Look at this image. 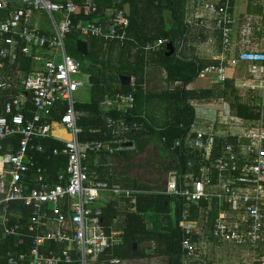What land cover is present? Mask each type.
<instances>
[{
	"label": "built area",
	"instance_id": "built-area-1",
	"mask_svg": "<svg viewBox=\"0 0 264 264\" xmlns=\"http://www.w3.org/2000/svg\"><path fill=\"white\" fill-rule=\"evenodd\" d=\"M123 1L115 0L116 6ZM257 1L264 9V0ZM235 2L187 0L186 30L175 55L182 58V47L192 31L190 11L194 10L202 15L200 18L205 17L201 25L221 33L218 63L200 68L198 76H214L224 83L229 78L228 68L247 64L248 76L240 86L264 90V50H237L233 40ZM82 8L89 14L98 11L94 0L82 4L77 0H0V10L9 13L6 18L0 17V89L13 93L0 114V229L4 236L32 234L29 250L8 253L9 264L124 263L114 255L124 231L108 230L103 224L106 203L102 197L108 194L134 200L141 191L102 180L88 158L104 150L134 149L136 143L130 144L126 135L143 124L130 125L125 117L134 108V90L119 92L103 102L107 108L124 114L109 119L113 136L105 141L81 138L85 130L78 122L74 95L89 85V76L85 78L83 63L67 52L66 37L76 29L85 37L124 44L130 40L131 20L119 6L106 19L78 18ZM35 12L48 15L54 27L52 33L32 24ZM210 41L214 43L213 38ZM166 43V39H158L140 46L147 53L159 52ZM20 52L33 61L28 72L14 66ZM62 103L67 106L63 113ZM192 106L196 112L214 108L215 113L200 121L201 126L196 120L185 135L173 142L171 151L187 160L169 171L160 191L183 200L186 206L180 223L186 234L182 262L204 264L205 249L213 243L240 251L241 264H264V108L259 120H251L233 112L225 101L193 102ZM26 111L33 113L32 119L26 118ZM54 112L60 113L61 119L56 120ZM55 121L70 138L62 140L64 146L54 148L53 154L67 155L68 163L57 181L49 184L33 152L45 151L41 140L59 138L53 133ZM15 136H20L19 147L5 151L4 143ZM213 204L218 214L210 238L200 227L205 226V211ZM195 207L200 210V220L190 219Z\"/></svg>",
	"mask_w": 264,
	"mask_h": 264
},
{
	"label": "trees",
	"instance_id": "trees-1",
	"mask_svg": "<svg viewBox=\"0 0 264 264\" xmlns=\"http://www.w3.org/2000/svg\"><path fill=\"white\" fill-rule=\"evenodd\" d=\"M80 4L84 0H77ZM97 4L98 11L94 14L86 13L82 8L77 16L78 18L87 19H103L106 17L108 10H114L115 7H123L125 2L116 6L115 0H94ZM127 1V0H124ZM130 1V0H129ZM151 5H155L158 12H164L165 9L171 12L172 25L164 27L156 35H151L142 39L138 37L142 44L153 42L157 39L169 40L164 45V49L159 53L162 64L167 71V82L175 85L176 81L189 83L196 78L200 67L195 61H186L176 57L175 53L167 56V46L169 43L172 49L176 48V44L184 36L186 25L184 23V5L185 0H144ZM129 16V15H128ZM131 26L134 22L132 16ZM78 19H75L77 21ZM131 29V28H129ZM130 30H128L129 32ZM87 39L91 47L88 56H84L77 50V41L79 39ZM93 39H100V44L95 47ZM131 40V39H130ZM105 41L102 38L85 37L78 30L73 29L66 37L67 52L76 57L83 63L86 73H90L100 79L98 83L91 85V99L85 103H76V108L79 111L88 112V115L80 117L79 124L84 127L82 139H104L103 131H108L107 123L101 111V103L107 96L114 97L117 93H127L134 90L135 105L127 117L129 120H139L143 125L139 131L134 132V140L136 147L121 152H108L106 161L109 162L110 168H113L114 177H108L110 169L101 167L105 170L107 180L111 182V178L120 177L117 182H122L123 186L130 187L135 191H141L136 194L134 203L135 210L127 211L124 228V242L116 245L114 255L122 260H139L148 257L158 256L163 258V264H183L184 250L182 241L186 236L185 231L180 225L183 212L186 206L183 200H179L164 194L160 191L166 184L167 175L170 170L177 166H183L187 158L180 157L177 152L171 151L173 142L185 135L190 125L195 119V109L190 104L191 100L210 102L214 99L227 98V95L234 94V100L231 103L232 109L241 117L259 120L263 107V94L254 98L251 101H243L239 94L238 88L231 80H226L223 88L203 89V90H188L179 85L176 89H168L162 91L156 96L149 93H144L142 85L146 82L145 71L147 64V55L144 50L137 51L136 59L132 63L123 62L121 67L117 68L118 74L126 73L135 76V86L140 85V93L138 89L131 85H125L117 75L111 71H106L107 62L101 56L104 51ZM130 43L126 41L125 44ZM132 43V42H131ZM26 62V66L22 62L23 67L28 70L32 68V59L30 57L21 56ZM90 61V66L85 65ZM124 66V67H123ZM123 67V69H122ZM230 89V92H229ZM13 93L8 89H0V114L4 112L5 103L11 98ZM156 98L164 106L162 112L166 116V120H158L159 105L151 108V104L156 102ZM140 99V102H139ZM159 102H157L159 104ZM140 104V105H139ZM155 104V103H154ZM66 103H62L63 113L66 109ZM140 107V113L139 112ZM33 108V107H31ZM161 112V114H162ZM140 114V117L134 114ZM114 116H123L119 110H112L109 113ZM146 114L149 121L143 119L142 115ZM27 119L33 118L31 111L25 112ZM56 120L61 119V114L54 112ZM125 115V117H126ZM55 121L54 124H57ZM110 135V134H109ZM19 147L20 136H15L9 139ZM35 143L38 140L34 138ZM45 145V151L37 152L35 162L42 166L48 167L52 172H56L63 165H67L68 157L65 154L54 155L53 149L63 147L62 141L56 140L53 137L41 140ZM36 152V151H35ZM34 153V152H33ZM179 157V158H178ZM101 170V172H102ZM153 172H157L154 176ZM103 174V173H102ZM103 177V176H102ZM105 179V178H104ZM113 180V179H112ZM24 209V208H23ZM28 211V210H26ZM195 212V208H192ZM173 213V219L166 225L161 221V217L170 216ZM119 214L116 199L109 201L107 207L102 211L103 223L110 226L115 217ZM213 218V217H212ZM210 217L209 222L211 223ZM166 219H169L166 217ZM15 220V219H14ZM147 220H152L153 227L148 226ZM205 230V228H204ZM212 226L207 228V235L211 238ZM198 236V235H197ZM31 239L22 236H4L0 229V264H9L7 254L9 251H27L31 247ZM152 245V247H150ZM151 250L153 252H151ZM206 264H215L213 260L207 261Z\"/></svg>",
	"mask_w": 264,
	"mask_h": 264
},
{
	"label": "crops",
	"instance_id": "crops-1",
	"mask_svg": "<svg viewBox=\"0 0 264 264\" xmlns=\"http://www.w3.org/2000/svg\"><path fill=\"white\" fill-rule=\"evenodd\" d=\"M123 2H125V4L123 3L124 4L123 8L126 10L129 17L132 16V18L134 19L132 26L130 25L131 29H129L130 30L129 36H130L131 40H128V41H130V43L125 44L126 43L125 42L124 44H121L117 41L106 42L105 46H104V51L101 54V56L104 58V61L107 62V67L105 68L106 71H108V72L111 71L114 75H117L120 80H121V77L123 75H128V74H126V73L118 74V71H116L117 68L121 67L122 63L123 62L125 63V61H127L128 63L134 62V60L136 59L137 51L139 49L143 50L140 46V44H142V42L140 41L139 38L142 37V39H144V38L149 37L151 35H156L161 29H163L166 26L170 27L173 23L172 18H171V12L169 10L165 9L164 12L160 13V12H158L159 10L157 9V7L155 5H151L148 1H144V0H130L129 1V0H127V1H123ZM186 5H187V0H185L184 11L186 9ZM263 10L264 9H263L262 4L260 2H258L257 0H236L235 5H234V9H233L234 16H235L233 40H234V43L236 44L237 50H246V49L257 50V51H263L264 50V11ZM112 13H113V10H108L106 12V17H104L103 19H106L107 17H109ZM42 14H43L42 12H35L31 18L32 24L42 31L52 33L54 31V27H53V24H52L50 18L48 17L49 21L51 22V26L50 27H49V25L45 26L43 24L44 21L41 18ZM39 15H40V17H39ZM199 16L201 17L202 15L199 13H196V11H194V10L190 11L192 31H191V34L185 39V44L181 50L182 58H180V59L186 60V61H195L196 63H198L199 67L202 68V67L208 66L210 64L218 63V53H219V51H221V47H220L221 33H220V31L209 29L206 26L201 25L199 22L201 20H205V17L200 18ZM249 24L251 25V27H248ZM211 38L214 39V43H212L210 41ZM85 40H87V39H85ZM181 40H179L178 43L176 44L177 49L180 45ZM17 41H19V40L17 39ZM168 41L169 40H167V43H168ZM87 42H88V40H87ZM93 42L95 44V47H97V45H99L101 41H100V39H93ZM204 42L210 43L211 46H206L204 44ZM88 46L90 49L91 45L89 42H88ZM163 49H164V45L159 52L146 53V55H147V64H146V71H145L146 82L142 85V89H143V92L145 94L151 92L152 94L158 96V95H160V93L162 91H165L168 89L174 90L177 87H179V85L185 87L188 90H203V89H213L214 90L216 85L218 86V84L223 83V82H219L214 76H205V77L204 76H198V72H197L196 78L189 83L184 84V83H182V81H176L175 85H171V83L169 84L167 82L168 74H167L166 69L164 68V65L162 64V60H161V57L159 54ZM173 49H174V53H175L176 48H173ZM167 52H168V49H167ZM22 55L25 56L24 54H22L20 52L19 58H18V60L14 66L21 68L24 72H28L33 68V63H32V68L29 70L27 68L23 67L22 62L24 63L25 66H26V62L23 59L21 62V58H22L21 56ZM26 57H28V56H26ZM123 67H122V69H123ZM87 68H88V66H87ZM11 69H12V65L7 67V71H9ZM227 74L229 76V78H228L229 80L233 81L237 87L244 89L240 85H241L243 79L247 78V76H248V65L242 64V65H239L237 67H230V68H228ZM128 76H131L132 79L135 80V76H133V75H128ZM198 78H203V79H206L208 81H207V83L203 82V83L196 84V80ZM135 88H136V86H135ZM136 89H138V91L140 93V85H138ZM88 90L90 91L89 100H81V101H78L76 103H85V102L90 101V99H91V86L88 87ZM250 90H252V89H250ZM263 92H264V90L261 88L254 89V93L263 94ZM107 98H109V96H107L105 98V100ZM217 101L220 102V101H225V100L222 98L214 99L210 102L191 100L190 104L192 105L193 102L211 103V102H217ZM103 102L101 103V111L104 113L103 117L105 118V121L107 123V128L109 129V133H108V131H103V135L106 138L99 139V140L105 141L107 139H110L113 136L112 129L109 127V124H110L109 119H116V118H119L120 116L117 117V116L109 114V113H111L112 110H117V109H109V108H107L106 105L103 104ZM139 102H140V99H139ZM157 102H159L158 98H156V102H153L151 104V108L153 110L154 107H157L159 105V110L157 111L158 112L157 115L159 116L158 120L159 121L160 120H166L165 119L166 116H164V115H167V114H164L162 112V110H163L162 108H164V106L161 104V102H159V104ZM77 112L79 113V119H80V117L89 114L88 112L79 111L78 109H77ZM161 112H162V114H161ZM138 113H140V107H139ZM214 113H215L214 108H211V109L201 108L200 111L195 112V119L192 122V124L190 125V127L191 126L193 127V124L195 123L196 120L199 121V124H200L199 126H201L200 121L202 122L205 118L212 117L214 115ZM132 114H134V116H137L138 118L140 117V114H135V113H132ZM142 117L146 121L150 122V120H149L148 116H146V114H143ZM126 120L128 121V123L130 125H133L135 123H138L140 125L139 120H137V119L129 120L127 115H126ZM56 129L63 131L66 136L56 134L55 133ZM139 129H141V128H139ZM53 130H54L53 133L55 134V136H58L61 139L60 140L59 138H56L53 136L54 139H56V140L62 141V140L70 138V135L65 130H63V128L60 127V125L58 123L54 125ZM136 131H139V130L133 129L132 131H130L126 135V137L131 140L130 144L133 141L135 142L133 136H134V132H136ZM85 139H87V138H85ZM6 143H7V148H5V151H9L16 146V144L14 142H11L8 140L4 144H6ZM37 152L38 151L34 152L35 158H36ZM108 152H112V151L104 150V151H102L96 155L93 154V155L89 156L88 163L92 166L94 165L97 167L100 178L102 180L107 181L110 184H117L123 188L134 190L130 187L128 188L126 186H123L122 182L115 181V180H118L120 177L111 178V182L109 180H107V175L104 173L105 170H102L101 167L105 166L108 168V170L110 169L111 172L108 175V177H114L113 168H110L109 162L105 160ZM61 154H63V153H61ZM38 166H40V165H38ZM65 167H66V165L61 166L59 168V170L56 172H52L48 167H45V166L43 167L45 169V175L48 178L49 184H53L57 181L59 172L62 169H64ZM101 170H102V172H101ZM32 175H35V168H33V170H32ZM36 185H37V183H36ZM102 198H103V201L106 203L105 207H107L109 201H111L112 199H116L117 208L119 209L118 216L114 218L113 223L110 226H106L104 223L103 224L108 228V230L113 228L115 230L123 232L124 228H125L126 213H127V211L135 210L133 205L136 201L135 200L136 198H134V200H130V199L119 198L117 196L108 195V194H104ZM206 206H207V203L203 202L202 207L206 208ZM103 209H102V211H103ZM217 214H218V211L215 207V204H213V208L211 210L205 211V215L207 216V218H206L207 221H206L205 226L202 225L200 227V229L205 228V236L207 235L206 233H207L208 226L210 224H211V226H213V221H214L215 217L217 216ZM173 216H174L173 213H171L170 216L161 217V221L163 222L164 225H166V221H168L170 224L171 220L173 219ZM166 217L169 219H166ZM210 217L211 218L213 217L211 223L209 222ZM190 219L200 220V210L197 207H195V212H192V217ZM102 220H103V218H102ZM147 223H148V226L150 228H152L151 224L148 220H147ZM31 235L32 234L30 232H28L26 235H19V236H22L24 238L29 239V236H31ZM19 236H17V237H19ZM123 242H124V234H123L122 243ZM122 243H120V244H122ZM212 247L213 248L215 247V248H231L232 249V247H230V246L216 247L215 244H213V243L208 245L205 249L206 254L204 255V258H203L205 261L204 264L208 261L207 260V258L209 257L208 249L212 248ZM235 250H236L237 256H238L240 251L238 252L237 249H235ZM9 252H17V251H9ZM156 257L157 256L148 257L145 259H139L137 261H141V262H147L145 260L153 261ZM135 260H132V261H135ZM128 261H130V260H128ZM153 263L154 264H160L159 261L153 262ZM141 264H145V263H141ZM147 264H151V262H148Z\"/></svg>",
	"mask_w": 264,
	"mask_h": 264
},
{
	"label": "rangeland",
	"instance_id": "rangeland-1",
	"mask_svg": "<svg viewBox=\"0 0 264 264\" xmlns=\"http://www.w3.org/2000/svg\"><path fill=\"white\" fill-rule=\"evenodd\" d=\"M40 17V15H39ZM43 19V24L46 26V25H49V27L51 26V22L49 21V18H48V15L46 13H43L42 14V17ZM248 27H251V25L249 24ZM248 30V29H247ZM86 66H90V61H88V64L85 63ZM87 76H85V78L87 79L88 76H90L91 74L90 73H86ZM208 80L206 79H203V78H198L196 80V84H199V83H207ZM91 86V84L89 83L88 86H86L85 88H82L80 90H78L77 92H75V100L76 102L78 101H81V100H89L90 98V91L88 90V87ZM236 86V84H235ZM224 86L221 85V84H218V86L216 85V87L214 88V90L218 89V88H223ZM237 87V86H236ZM238 90H239V94L241 95L243 101H251V100H254V98H256V96L258 97L259 96V93H254V90H250V89H241L239 87H237ZM229 92H230V89H229ZM225 100V102L229 103L230 107L232 108L231 106V103L232 101L234 100V94H228L227 95V98H222ZM233 112H235L233 110ZM154 176L157 175V172H153ZM150 224H151V227H153V222L152 220H149ZM150 247H152V245H150ZM209 251V257L207 258L208 261L210 260H213L215 262V264H241V259H239V257L237 256V252L235 249H231V248H209L208 249ZM151 252H153L151 250ZM147 262H141V261H128L126 260L123 264H141V263H145L147 264L148 262H151V264H154L153 262H158L160 264H163L164 260L162 257H156L153 261L151 260H145Z\"/></svg>",
	"mask_w": 264,
	"mask_h": 264
},
{
	"label": "water",
	"instance_id": "water-1",
	"mask_svg": "<svg viewBox=\"0 0 264 264\" xmlns=\"http://www.w3.org/2000/svg\"><path fill=\"white\" fill-rule=\"evenodd\" d=\"M9 13L7 10H0V17L2 18H6L8 17ZM15 38L18 39L20 41V37L15 35ZM168 52L166 53L167 56H171L174 53V49H172V45L171 43L168 44L167 46ZM77 50L79 51L80 54L84 55V56H88L89 54V46H88V42L85 39H79L77 41ZM122 83L125 85H131L132 83V77L128 76V75H123L121 77ZM100 81V79L94 75H90L89 76V83L91 85H94L95 83H98ZM0 160H2V156L0 155Z\"/></svg>",
	"mask_w": 264,
	"mask_h": 264
},
{
	"label": "bare ground",
	"instance_id": "bare-ground-1",
	"mask_svg": "<svg viewBox=\"0 0 264 264\" xmlns=\"http://www.w3.org/2000/svg\"><path fill=\"white\" fill-rule=\"evenodd\" d=\"M55 133L58 135L66 136L63 131L56 129Z\"/></svg>",
	"mask_w": 264,
	"mask_h": 264
}]
</instances>
